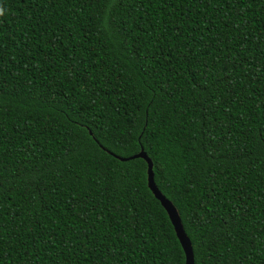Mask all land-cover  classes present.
Instances as JSON below:
<instances>
[{"label": "trees", "instance_id": "trees-1", "mask_svg": "<svg viewBox=\"0 0 264 264\" xmlns=\"http://www.w3.org/2000/svg\"><path fill=\"white\" fill-rule=\"evenodd\" d=\"M0 6V264H264V0Z\"/></svg>", "mask_w": 264, "mask_h": 264}, {"label": "water", "instance_id": "water-1", "mask_svg": "<svg viewBox=\"0 0 264 264\" xmlns=\"http://www.w3.org/2000/svg\"><path fill=\"white\" fill-rule=\"evenodd\" d=\"M143 158L147 162V186L160 202L162 207L165 209L169 220L174 228L175 234L179 240V243L181 245V248L184 252L185 261L184 264H194V256H193V250L191 246V242L184 232L179 214L175 208V206L172 204L170 200H168L157 188L155 182H154V175H153V169H152V161L147 156V154L141 150L131 156L128 157H118L121 160H127V159H133V158Z\"/></svg>", "mask_w": 264, "mask_h": 264}, {"label": "clouds", "instance_id": "clouds-1", "mask_svg": "<svg viewBox=\"0 0 264 264\" xmlns=\"http://www.w3.org/2000/svg\"><path fill=\"white\" fill-rule=\"evenodd\" d=\"M5 15V8L3 6H0V16Z\"/></svg>", "mask_w": 264, "mask_h": 264}]
</instances>
